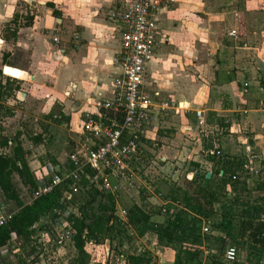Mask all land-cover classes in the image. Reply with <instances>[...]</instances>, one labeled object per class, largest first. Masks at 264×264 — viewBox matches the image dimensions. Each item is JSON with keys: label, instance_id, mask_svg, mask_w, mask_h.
<instances>
[{"label": "crops", "instance_id": "crops-1", "mask_svg": "<svg viewBox=\"0 0 264 264\" xmlns=\"http://www.w3.org/2000/svg\"><path fill=\"white\" fill-rule=\"evenodd\" d=\"M35 1V6H31L24 0H0V63L25 73L18 77L21 87L0 86V98L4 95L6 99L4 107L0 108L8 112L0 115V136H7L3 120L11 119L15 109L19 114H26V109L32 108L36 114L30 117L35 122L34 130L20 123L11 138L20 142L38 187L51 177H61L67 172L68 155L82 160L91 144L98 141L82 130V122L86 113L97 118L106 112L100 108V102L111 98L110 84L121 74V69L113 62L119 47L121 23L109 15L118 13L125 0ZM248 14L245 10L237 11L235 0H175L170 8L156 13L157 26L164 34L157 37L142 89L156 105L164 108L156 109L155 127L140 138L137 148L138 153H145L146 148L152 156L158 157L161 164L157 167L167 170L173 182H167V186L165 182L154 183L147 191L142 187L143 196L136 190L132 199V203L142 209L141 205L148 204L149 210L154 212L150 216L152 221H160L165 211L171 212L174 203L168 195L176 187L184 189V180L201 174L205 177L209 171L207 179L216 181L220 166L209 160L210 151L216 149L225 157L246 159L253 153L259 156V164L264 159V93L253 80L243 91L241 81L247 74L239 65L246 42L234 46V39L244 38L248 33ZM228 31H235L236 37L228 36ZM54 36L57 42L52 40ZM204 40L210 43L211 53H205ZM262 55L256 52L254 58L264 60ZM8 69L22 74L18 69ZM195 110L202 114L201 126L197 124ZM21 138L29 141L27 148L22 147ZM150 145L156 147L150 148ZM0 151L8 152L4 147ZM146 154L149 153L146 151ZM13 176L12 183L17 180L22 185L18 177ZM14 187L17 189L16 185ZM212 191L215 192L214 205L231 196L229 191L222 192L216 186ZM119 192L118 189L112 193L115 208L120 203ZM16 193L22 204H29L32 199L30 190V199L26 201ZM251 193L256 195L250 198L249 205H229L212 213L211 220L203 224L207 226L206 232L225 236L221 227L212 226L219 222L221 215L257 218L258 204L264 203V190L253 189ZM71 195L66 198L63 191V201L52 212L77 216ZM4 201L13 202L5 198ZM156 201L162 205L163 213L160 209L152 211L151 204ZM16 209L15 205L13 211L4 212L13 214ZM46 226L36 229L27 244L12 235L8 244L0 247V264H66L74 253L71 240L51 248L48 254L35 252L34 246L45 231L54 227L52 218ZM125 245L123 241L119 256L126 254ZM138 248L143 249L137 247L136 250ZM207 248L204 252L211 251ZM153 251L159 264L161 261L173 263L174 250L170 247L156 243L152 254Z\"/></svg>", "mask_w": 264, "mask_h": 264}, {"label": "trees", "instance_id": "trees-1", "mask_svg": "<svg viewBox=\"0 0 264 264\" xmlns=\"http://www.w3.org/2000/svg\"><path fill=\"white\" fill-rule=\"evenodd\" d=\"M106 116L109 117L110 113L106 112ZM3 147L8 152L0 151V192L5 199L13 201L17 209L7 224L0 226V247L8 244L12 235L18 237L22 244H27L36 229L46 228L48 221L53 217L52 211L64 199L62 192L67 190V182L62 181L49 193L31 199L29 204H22L12 183V176L15 174L20 183L30 191L37 188L36 181L24 159L20 142L15 138L0 136V149ZM209 160L220 166L216 171V181L205 178L204 174L184 180V189L176 187L168 195L174 207L171 212L163 213L161 221L150 220L154 212L144 210L134 203L126 207L124 220L119 219L115 214V196L103 191L96 183H90L84 175L91 176L94 171L85 167L79 180L83 200L76 205L78 215L67 217V222L74 230L71 237L74 253L66 264H88L89 256L84 251L85 242L101 244L108 239L109 251L105 263L107 264L112 252L120 253L119 247L123 241L128 242L131 236L140 237L145 233L152 234L157 244L174 250L172 264L223 262L221 258L223 245L217 255L211 253L204 255L202 243L206 242L207 238L201 231L202 225L211 220L212 213L225 206H246L252 202L249 196L250 189L245 181L248 177L255 176L252 189L264 190V177L260 176L264 171V159L260 161L257 175L242 170L241 165L246 160L242 156L228 158L222 154L221 158H217L210 155ZM215 186L222 192L229 191L231 194L230 198L224 197L218 205L212 202L215 193L212 189ZM70 198L73 202V195ZM212 226L221 227L226 234L225 237L235 236L238 240H248L250 243L245 242L251 248L264 250V205L259 204L257 218L244 219L221 215L219 222L212 223ZM221 238L219 241L223 244ZM123 257L125 264H149L151 258L147 251L141 254L131 251Z\"/></svg>", "mask_w": 264, "mask_h": 264}, {"label": "built area", "instance_id": "built-area-1", "mask_svg": "<svg viewBox=\"0 0 264 264\" xmlns=\"http://www.w3.org/2000/svg\"><path fill=\"white\" fill-rule=\"evenodd\" d=\"M174 3L175 0H125L118 13H110L111 19L121 23L119 47L116 57L113 58V62L121 69V74L110 84L111 98L102 99L99 105L110 113V116H106V112L97 118L89 113L84 115L82 130L97 138L98 141L91 144L82 160L72 154L68 155L67 161L70 168L67 172L61 177H51L47 183L34 189L31 193L32 199L49 193L62 181L67 182L64 195L68 198L80 189L79 180L85 167L94 171L91 176L84 175L90 183H96L103 191L110 193L120 189L118 171L129 167L140 138L155 127L156 109L164 108L163 105H156L142 86L146 66L154 55L157 37L164 34L157 26L156 13L162 8H170ZM227 35L236 37L235 31H228ZM52 40L57 42V37L54 36ZM2 74L5 75L3 71ZM259 80L257 85L258 90L261 91L264 90V72L261 73ZM246 85L247 83L243 84V91ZM194 115L198 126H201L203 122L201 112L195 110ZM209 153L217 158L222 157L221 151L216 149ZM257 160H259L257 155L249 154L241 165L242 170L248 174L257 175L260 170ZM58 213L57 210L52 212L55 228L45 231L41 241L34 246L35 252L48 254L51 248L62 246L71 240L74 230L67 222L69 215ZM120 213L121 215L118 214L117 217H125V210L121 209ZM11 216L12 213H5L0 207V226L6 225ZM201 229L205 232L207 226ZM223 239L225 246L221 258L223 263L230 264L235 260L236 250L232 243L227 242L228 239ZM85 243L91 244V241ZM107 256L108 254H105L104 258L106 259ZM115 264H125L124 258L119 256Z\"/></svg>", "mask_w": 264, "mask_h": 264}, {"label": "rangeland", "instance_id": "rangeland-1", "mask_svg": "<svg viewBox=\"0 0 264 264\" xmlns=\"http://www.w3.org/2000/svg\"><path fill=\"white\" fill-rule=\"evenodd\" d=\"M235 8H237V11H239V12H242L245 10V11H247V13H249L247 22H248V24H250V28H248V33H246L244 38L234 39V42H236V43H234L235 44L234 46L240 45V43L245 40L246 47H247L244 50H242L243 54L240 57L241 62H240L239 66L242 69L241 71H245L244 69H246L245 73L247 74V76L245 75V78H248V79H246L247 81H244L245 78H243L244 80L242 79L241 82L243 84L247 83L248 87H250V85H252V80H253L255 83V86H257V83L260 82L259 77H260L261 73L264 72V60L261 59L262 60V62H261V60L254 58V57H256L255 56L256 52L257 53L261 52L264 55V51H263V49H264V0H235ZM2 30H3V28H2ZM248 35H249V37H248ZM203 43H204L203 48H204L205 53H211L210 46L208 47L206 40H204ZM234 51H238V50H234ZM208 55H210V54H208ZM263 55H262V57H263ZM3 67H4L3 70H4L5 74H7V76L2 74V71H3L2 68ZM6 67L11 68V69L12 68L18 69L17 67H11L8 65H3V63H0V86L12 87V88L21 87L20 81L18 80V77L19 76H25L24 71L18 69L22 72V74H20L18 71H14V69L11 71L8 68L6 69ZM9 76H12L14 78H11ZM210 77H211L210 74H208V81H210ZM242 86L243 85H241V87ZM261 91H262L261 93H264V90H261ZM15 96H16V94L14 93L13 99ZM5 100L6 99H5L4 95H1V98H0V106L1 107H4V101ZM262 101L264 102V94H263V100ZM15 103H17V102H15ZM15 110L16 111L11 113V114H13L11 119L3 120V122L6 125V126H4L6 129V131L4 132L7 135L6 137H12L15 130L18 128V125L20 123H26V127H29L31 130H34L33 127H35V126L33 125V123H35V122H32L30 117H31V115H36V114L34 112H32V108L26 109L27 110L26 114H19L18 110L17 109H15ZM7 113L8 112L6 110H4V108H0V115L7 114ZM249 115L250 114L248 113V116ZM244 131H247V130H244ZM246 133L253 134L255 132H253V133L252 132H246ZM23 139H25V138H21L22 147L27 148L29 141H26V139L25 140H23ZM151 147H156V146L150 145V148ZM144 149H145V153L142 154V152H140V151L138 153V148H137L135 153L133 154L131 160H130L129 167L126 169H120V171H118L119 172L118 173V177H119L118 183L120 185V189H119L120 192L118 194V198L120 200V203H118V207L115 208V212H117L118 209L125 210L126 207H128L129 205L132 204V201H133L132 199L135 198V195L137 194L136 190H139V194L143 196L142 192L144 191V189H141L142 187H144L145 190L147 191V188L150 189V187H153L154 183L159 184V183L165 182L164 185L167 186V182H173V180L169 176L167 170L157 167L158 164H161L158 157L152 156L151 152H149L146 148H144ZM146 151L149 153L148 155L146 154ZM63 158H64V156H63ZM121 174H123V176H121ZM260 176L263 177L264 174H261ZM12 178L15 179L14 176H12ZM164 178H165V180H164ZM173 179L177 180V178H175V177H173ZM254 179H255V176H250L246 180V182H248L247 187L250 189V194H249L250 198L253 195H256V193H254V194L251 193V191L253 190L252 187L254 185ZM177 182H178V180H177ZM177 182H174V184ZM13 183H14V185H16V188H17L16 191L18 192L19 195H21V198H23V200L26 201V200L30 199V194L28 193V189L26 187L20 185L17 180H15V181L13 180ZM181 183H182V180H181ZM182 185H184V182L182 183ZM124 188L126 189V191L124 190ZM81 193H82V189H79L77 192H75L73 194V197H74L73 204H75V206L77 204H79L80 201L83 200ZM153 193H154V191H153ZM150 196H152V194H150ZM259 204L264 205V203H262L261 201ZM141 206H143L145 210H148L151 212V210H149L150 207H148V204L141 205ZM0 207H1L2 211L10 212V211H13L15 209V204H14V202L5 203L4 198L2 197V195H0ZM151 207L154 208V209L152 208L153 209L152 211H155V210L157 211L159 209L161 210L162 205L160 204V202L156 201L154 204H151ZM161 213H163L162 210H161ZM119 214L121 215L120 212H119ZM118 218L123 221L125 217H123V218L118 217ZM160 219L162 220L163 216H161ZM202 227H203V225H202ZM201 231H202L203 235L207 238V239H205V241L207 243L206 244H205V242L202 243V248L206 249L207 244H208L209 248H207V249H211V251L205 250V252L203 250V253H205V254L211 253V255H217L219 253L218 250L220 249V247L223 245V247H222V249H223L225 246L224 241H223V244H221V242L219 241V238L223 237V238L228 239L227 242L232 243L235 247V250H236L235 260L232 264H262V261H264V250L260 251V250L251 248L250 245L247 244V243H250V242H248V240H244V239L238 240L235 238V236H231V237L226 236L225 237V236H222V234H216V233L211 234V233L206 232V231L203 232L202 229H201ZM223 238H221V239H223ZM125 243L127 245L125 253H129L131 251L134 252L137 247H141L145 251L149 252V254L151 256L149 264H159L157 258L154 256L155 255L154 251H153V254L151 252V250L153 249V245H155L156 242H155V237L152 236L150 233H146L145 235H143L140 238H137L135 235L131 236V240L128 242H125ZM248 245H249V247H248ZM143 249H141L142 251H140V248H138V250H136L137 254H139L140 252H143ZM84 251H86V253L89 256V262L91 261L90 259H92L91 262H97L98 264H105V260H104L105 258L104 257H105L106 247H105L104 243H101V244H96L93 242H91V244L85 243L84 244ZM118 257H119V253L112 252V254L110 255V258H108V261L110 262V264H115L116 259ZM162 263L163 262L161 261L160 264H162ZM218 264H226V263L221 262Z\"/></svg>", "mask_w": 264, "mask_h": 264}, {"label": "water", "instance_id": "water-1", "mask_svg": "<svg viewBox=\"0 0 264 264\" xmlns=\"http://www.w3.org/2000/svg\"><path fill=\"white\" fill-rule=\"evenodd\" d=\"M28 5H31V6H35L36 4V1L35 0H24ZM0 42H1V39H0ZM208 46H210V43H208ZM4 69V67L2 68V70ZM16 70V69H15ZM215 74V73H214ZM7 76V75H6ZM11 78H14L12 76H9ZM19 94H22L21 92ZM210 172L207 171L205 173V177L207 178L209 176ZM104 245L106 247V251H105V254L107 255L108 254V249H109V240L108 239H105L104 240ZM88 264H98V263H95V262H89Z\"/></svg>", "mask_w": 264, "mask_h": 264}, {"label": "bare ground", "instance_id": "bare-ground-1", "mask_svg": "<svg viewBox=\"0 0 264 264\" xmlns=\"http://www.w3.org/2000/svg\"><path fill=\"white\" fill-rule=\"evenodd\" d=\"M3 73L5 74L4 70H3ZM5 75H7V74H5Z\"/></svg>", "mask_w": 264, "mask_h": 264}]
</instances>
